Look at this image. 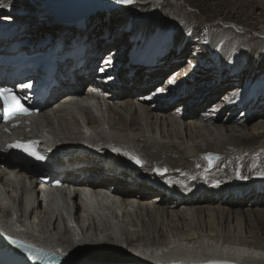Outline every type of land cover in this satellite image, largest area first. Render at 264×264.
Returning a JSON list of instances; mask_svg holds the SVG:
<instances>
[{
	"label": "bare ground",
	"instance_id": "6f19581e",
	"mask_svg": "<svg viewBox=\"0 0 264 264\" xmlns=\"http://www.w3.org/2000/svg\"><path fill=\"white\" fill-rule=\"evenodd\" d=\"M177 1L135 0L130 5L88 15L84 18V27L75 28V24L63 23L50 15L44 0H31L37 2L41 10L44 8L43 14L23 12V0H0V30L3 34L10 36L17 29L14 26L16 17L27 23L26 38L47 31L58 32L60 39L67 41L78 33L87 37L92 46L89 59L93 64H100L103 55L111 52L109 48L127 40L131 31L132 39H138V44L148 39V43H157L160 38L167 37L163 48H168L169 52L160 57L154 67L136 69L133 66L135 75L129 78L127 69L122 71L117 66L115 71L121 81L122 93L115 95L113 84L107 86L105 93L115 96L105 103L107 114L102 112V124L89 109H83L88 116L83 122L89 125L85 130L74 112L50 108L35 121L36 131H23L32 137L37 134L40 141L54 149L57 152L52 155L54 160L62 163L61 156L66 153L72 164L78 159L89 164L85 170L112 173L110 177L94 182L99 188L115 186V194L122 197V208L117 209L107 206L105 199L98 200L103 213L101 220L106 224L114 223L112 227H100L95 223L84 229L83 220L76 211L78 231L69 225L60 226L70 215L65 212L67 208L59 201H53L51 210H61V213H49V208L40 206L37 198L40 188H35L36 176L25 178L23 167L16 175L13 170L17 166L10 165L6 170L9 187L16 196V208L6 207L2 216L8 220L12 209L16 217L14 222L20 225L14 227L51 248L69 251L74 257L77 255L80 264H210L215 261L214 264H220L219 261L224 259L235 264H264V179L252 180L264 173V41L256 47L257 59L251 61L253 49L240 52L242 45L233 39L234 34L228 32L229 28L219 26L214 29L211 39L220 32L221 45L236 48L228 56L232 65L226 69L214 65L204 71V76L190 74L191 78L185 80L198 56H203L198 45L204 40L197 42L199 37L197 41L190 39L197 25L192 24L190 31L187 22L191 14H186V7L178 5ZM203 2L205 6L209 4L206 0ZM159 17L168 18L171 24L175 22L178 28L166 30L162 27L164 22L157 21ZM253 18V14H248L237 20L240 24L247 20L251 26ZM250 26L243 27L246 34L253 32L264 37L262 26L258 30ZM179 42L182 44L177 46ZM185 55H189L188 60ZM168 64H171L170 68L165 69ZM78 71L73 70L75 80L91 83L92 78L86 80ZM109 76L112 74L107 72L105 77ZM202 77L211 81L210 89L207 87L211 83L202 85ZM173 79L175 83H169ZM69 80L61 81L62 88H70ZM152 81L156 83L144 87ZM226 82L232 83L229 86ZM90 83L87 88H92ZM171 85L187 95L173 102L170 101L174 97L149 96L159 88L166 92ZM65 95L60 101L65 100ZM99 102L103 107L102 101ZM181 105L186 108L183 116L178 114ZM75 106H71L73 111ZM11 138V134L5 135L6 141ZM2 139L4 135H0ZM113 148L120 151H113ZM4 149L5 146L0 147V158H5L3 164H11L9 156L2 152ZM125 152L141 158L144 165L137 171L143 172L145 177L139 176L146 180L128 169L118 172L113 166H106V163L128 166L131 158L124 155ZM110 153H117L126 160L112 159ZM209 155L217 158L216 163L219 156L223 157L222 161L219 160L221 169L215 173L219 179L217 185L208 186L205 182L206 166L211 167L205 159ZM249 155L260 158L241 160L240 167L245 175L249 169L248 179L236 182V171L231 173V169L236 167L239 158ZM157 168H166L168 174L156 172ZM81 170V167H72L67 173L75 174ZM208 179L215 182L213 173ZM151 181L159 186H154ZM118 225L123 229L121 237H113ZM4 227H11V224L7 221ZM84 248L90 249L89 253L96 258L75 253V250L81 252Z\"/></svg>",
	"mask_w": 264,
	"mask_h": 264
},
{
	"label": "rangeland",
	"instance_id": "374dc122",
	"mask_svg": "<svg viewBox=\"0 0 264 264\" xmlns=\"http://www.w3.org/2000/svg\"><path fill=\"white\" fill-rule=\"evenodd\" d=\"M203 1L204 0H178L177 1L178 5L183 4L186 7V14L187 13L191 14V16L188 17L189 21L187 22L188 23L187 26L190 28V31H191L192 24L197 25V28H195L191 32L192 35L189 36L190 39L197 41V37H199L200 40L197 42H200L201 40H204V42H205L206 40H208L209 38L212 37L215 28H217L219 26H223V27H226V29L229 28L228 32L234 34L233 39H236L242 45L240 48V52H241V50H242V52H244V51L251 48L254 51L253 56L250 58L251 61L254 59H257L258 52L256 51V47H257V45L260 44V42L264 41L263 40L264 37L260 38V37L256 36V34H254L253 32H249V34H246L245 33L246 31L243 29V27H245V25H246V27L250 26V24L248 25L247 20H244V21L242 20L241 24H240V23H238L237 19L243 18L245 16L247 17L248 14H253L255 18H253V20H254L253 22L250 19V21L252 22L250 27L258 30L259 27L262 26V29H263L264 28V0H206L207 3H209L207 6L204 5ZM198 5H199V7H198ZM43 7H44V5H43ZM170 8L172 9V7H170ZM22 11L26 12V13H30V14H33V13L34 14H36V13L43 14L44 8L41 10V8L37 2L35 3V2H31V0H23ZM230 16H231V18H230ZM163 18L159 17L157 19V21H163L164 24L162 27H164L166 30L171 29L172 27L178 28V26L175 24V22L171 24L170 22H168V18H166V17H163ZM147 22H150V19ZM237 23H238V25H237ZM239 24L241 26H239ZM188 35H189V33H188ZM191 36H192V38H191ZM186 38H187V36L185 37V39ZM148 40L145 43H148L149 42ZM197 42H195L194 44H197ZM194 44H192L191 46L194 47ZM202 48H203V44L200 42L198 45V49L200 50ZM113 50L114 49H112V51ZM188 56L189 55H185L186 60H188ZM229 76H231V74H229ZM204 78L207 79L206 76ZM204 78L202 77V79H201V81H203L202 82L203 86L211 83L210 80L205 81ZM199 82L200 81H198L197 84ZM230 84H228V85L230 86ZM211 85H212V83L210 84L209 87H207V89H210ZM229 86H226V87H229ZM258 117H261V116H257V118ZM222 158L223 157L219 156V159L216 163L215 161L217 160V158L214 157L213 163L215 162L216 164L214 163L215 164L214 165L212 163L213 165H211V167L206 166L205 182H207L208 186L213 185V184L217 185V182L219 181V179L216 177L215 173L219 172V170L221 169L219 160L221 159L220 161H222ZM247 158L259 159L260 157H255V155H253V156L249 155V157L247 156L246 158H242V159L239 158V160H237L236 167L234 166L231 169V173L233 171H236V175H235V181L236 182H242V181H245L248 179L247 173H248L249 169H247L248 171L245 175L244 169L242 167H240V164H241L240 161L247 159ZM205 159L207 162V158H205ZM212 173L215 177V182H213L214 180L208 179V175L212 174ZM161 174L167 175L168 172H166V173L163 172ZM241 176L247 177V179H241ZM201 179H204V177H202ZM260 179H264V175L256 177L255 179H252V180H259L260 181ZM89 251H90V249L84 248L83 251H81V252L75 250V253H77L78 255L84 256L86 258H96V257H94L93 254H90ZM118 258L130 261V259L127 257L125 258L122 256H118Z\"/></svg>",
	"mask_w": 264,
	"mask_h": 264
},
{
	"label": "snow or ice",
	"instance_id": "6c2138e0",
	"mask_svg": "<svg viewBox=\"0 0 264 264\" xmlns=\"http://www.w3.org/2000/svg\"><path fill=\"white\" fill-rule=\"evenodd\" d=\"M117 2L121 5H130V4L135 3V0H117ZM103 63L105 65H110L111 60L110 59L105 60ZM99 71L104 72L105 68L101 67V68H99ZM108 78L111 79L110 76ZM169 83L174 84L175 80L174 79L170 80ZM22 86L31 88L32 84L29 83L27 85H22ZM157 91L162 93L165 91V89L159 88V89H157ZM0 102H2L5 117L8 119H14L17 115H21V114L27 115L31 111L22 102V98L20 96H18L17 94H15L12 91H9L6 88H0ZM8 147L18 149V150L28 154L29 156L34 157L37 160L44 159V157L36 149L35 142H33V141H19L18 140V141L13 142L12 144L8 145ZM113 151L119 152L120 149L113 148ZM124 155L130 156V158L137 165H140L141 167H143L144 162L141 160L140 157L135 156V155H131L130 153H127V152H125ZM207 159L209 160V163L211 164L212 163L211 155H209L207 157ZM155 171L158 173H162V172H167V169L165 168V169L161 170V169L157 168V169H155ZM261 175H264V173H261ZM241 179H247V177L241 176ZM13 243H17V244H20L21 247H25V245L22 241L13 240ZM26 251H27L28 257L32 260H40V259L46 258L49 261V264H52V262L55 259V257H53L51 253L47 252L44 249H37L33 245H27ZM210 264H214V262H210Z\"/></svg>",
	"mask_w": 264,
	"mask_h": 264
},
{
	"label": "water",
	"instance_id": "95a60500",
	"mask_svg": "<svg viewBox=\"0 0 264 264\" xmlns=\"http://www.w3.org/2000/svg\"><path fill=\"white\" fill-rule=\"evenodd\" d=\"M44 5L49 13L65 22H78L88 15L126 6L119 4L117 0H44ZM211 157L213 163L214 158Z\"/></svg>",
	"mask_w": 264,
	"mask_h": 264
}]
</instances>
